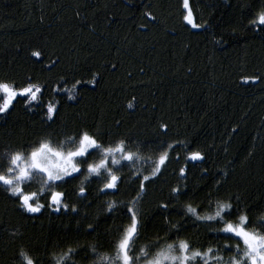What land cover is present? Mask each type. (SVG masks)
Instances as JSON below:
<instances>
[{
  "label": "trees",
  "instance_id": "16d2710c",
  "mask_svg": "<svg viewBox=\"0 0 264 264\" xmlns=\"http://www.w3.org/2000/svg\"><path fill=\"white\" fill-rule=\"evenodd\" d=\"M190 4L196 21L206 23V29L181 24L182 0H0V77L20 80L39 74L42 65L28 57L36 46L55 53L53 59L60 56L58 72L100 73L99 84L84 88L77 102L65 103L50 127L38 112L27 113L19 105L0 118V152L46 134L63 139L64 133L83 126L92 130L99 126L113 136L154 140L163 120L170 126L169 139H186L193 150L207 152L202 166L210 175L218 174L217 168L229 171L224 190L240 195L241 207H264V79L254 85L239 82L243 74L264 75V39L240 26L264 0ZM146 9L157 19L140 28L148 23L143 17ZM133 97L135 107L129 110L126 105ZM232 128L238 131L232 133ZM142 166L143 161L137 162L136 167ZM174 167L173 163L149 187L142 202L149 235H165L155 203L167 198ZM198 176L199 169H194L189 178L195 203L204 195L200 189L205 181ZM71 188L67 186L69 192ZM90 193L83 201L70 197L78 214L45 210L29 218L0 188V264H12L13 247L19 243L11 238L15 231L41 252L56 246L59 253L77 244H99L110 251L108 242L127 217L123 208L115 214L100 212L103 201L117 197L98 199L95 184ZM171 218L182 222L181 238L215 245L206 226L175 211ZM89 223L96 231H89ZM175 239L173 233L169 242Z\"/></svg>",
  "mask_w": 264,
  "mask_h": 264
},
{
  "label": "snow or ice",
  "instance_id": "6c2138e0",
  "mask_svg": "<svg viewBox=\"0 0 264 264\" xmlns=\"http://www.w3.org/2000/svg\"><path fill=\"white\" fill-rule=\"evenodd\" d=\"M143 17L148 23L140 24V28H147L157 19L147 9ZM76 18H80L79 10ZM181 24L194 30L208 27L196 21L190 0H182ZM240 26L264 39V4ZM53 55L43 46L30 48L29 59L42 65L39 74L29 73L20 80L0 77V118L11 115L19 105L27 113L38 112L50 127L56 123L65 103L77 102L84 88L94 89L99 84V71L90 69L86 75L56 71L61 58L57 55L53 59ZM262 79L261 74H243L239 82L254 85ZM134 101L135 97L127 103V109H134ZM115 123L119 125L120 121ZM156 131V139L141 140L113 136L99 126H94V130L83 126L64 133L63 139L46 134L0 152V188L29 218L45 210L49 214L69 211L78 214L79 209L76 203L69 202L70 197L87 200L92 184L96 185L98 199L102 195L117 197L103 201L101 213L115 214L123 208L127 217V223L117 227L108 242L110 251L99 244L84 247L77 244L65 246L59 253L56 246L41 252L26 243L22 233L12 232L13 242L19 239L13 247L12 264H264V207H241L240 195L224 190L229 171L217 168L218 174L210 175V169L202 166L208 159L207 152L193 150L186 139H169L167 122L161 120ZM231 131L236 133L238 128ZM223 151L227 152V148ZM139 161H143L140 168L136 167ZM173 163L175 179L168 186L167 198L155 203L165 235L159 232L149 235L142 202L149 187ZM194 169H199L198 179L205 181L199 203L194 202L189 190ZM68 185H72L70 192ZM174 211L206 226L215 245L181 238L183 224L171 218ZM88 229L96 231L91 223ZM173 233L176 239L169 242Z\"/></svg>",
  "mask_w": 264,
  "mask_h": 264
}]
</instances>
